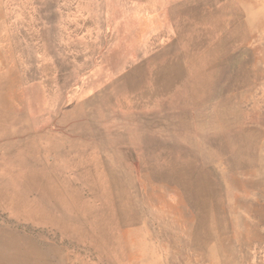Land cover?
I'll return each instance as SVG.
<instances>
[{
	"label": "rangeland",
	"instance_id": "obj_1",
	"mask_svg": "<svg viewBox=\"0 0 264 264\" xmlns=\"http://www.w3.org/2000/svg\"><path fill=\"white\" fill-rule=\"evenodd\" d=\"M158 2L63 67L0 41V264H264V0Z\"/></svg>",
	"mask_w": 264,
	"mask_h": 264
},
{
	"label": "crops",
	"instance_id": "obj_2",
	"mask_svg": "<svg viewBox=\"0 0 264 264\" xmlns=\"http://www.w3.org/2000/svg\"><path fill=\"white\" fill-rule=\"evenodd\" d=\"M160 9L158 0H0V41H25L24 45L29 41L25 55L32 54L33 46L45 54L46 41H51L63 67L65 42L70 41L69 54L78 61L80 52L85 54L96 39H123L127 34L140 40L150 35L174 39L170 6L164 8L165 16H159ZM208 39L217 40L219 35Z\"/></svg>",
	"mask_w": 264,
	"mask_h": 264
},
{
	"label": "bare ground",
	"instance_id": "obj_3",
	"mask_svg": "<svg viewBox=\"0 0 264 264\" xmlns=\"http://www.w3.org/2000/svg\"><path fill=\"white\" fill-rule=\"evenodd\" d=\"M193 57V56H192ZM174 80V79H173ZM238 149V148H237ZM229 260V259H228ZM193 262V261H192Z\"/></svg>",
	"mask_w": 264,
	"mask_h": 264
}]
</instances>
